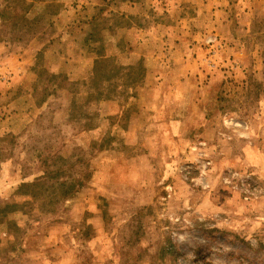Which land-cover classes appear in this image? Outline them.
I'll use <instances>...</instances> for the list:
<instances>
[{
    "label": "rangeland",
    "instance_id": "rangeland-1",
    "mask_svg": "<svg viewBox=\"0 0 264 264\" xmlns=\"http://www.w3.org/2000/svg\"><path fill=\"white\" fill-rule=\"evenodd\" d=\"M0 264H264V0H0Z\"/></svg>",
    "mask_w": 264,
    "mask_h": 264
},
{
    "label": "trees",
    "instance_id": "trees-1",
    "mask_svg": "<svg viewBox=\"0 0 264 264\" xmlns=\"http://www.w3.org/2000/svg\"><path fill=\"white\" fill-rule=\"evenodd\" d=\"M31 186V184H24V185H22V187H30Z\"/></svg>",
    "mask_w": 264,
    "mask_h": 264
}]
</instances>
